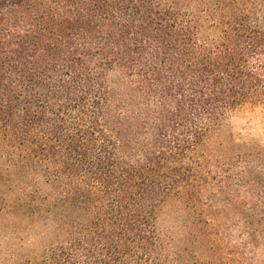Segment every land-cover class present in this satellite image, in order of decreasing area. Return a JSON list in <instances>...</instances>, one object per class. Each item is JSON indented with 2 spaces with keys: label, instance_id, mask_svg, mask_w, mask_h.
Instances as JSON below:
<instances>
[{
  "label": "trees",
  "instance_id": "1",
  "mask_svg": "<svg viewBox=\"0 0 264 264\" xmlns=\"http://www.w3.org/2000/svg\"><path fill=\"white\" fill-rule=\"evenodd\" d=\"M87 1L105 12L108 43L97 64L78 54L92 51L89 39L84 50L76 42L99 27ZM189 5L60 0L24 14L34 30L3 61L0 117L10 151L33 169L22 183L42 211L53 201L66 220L62 241L40 264H254L248 250L264 244V212L243 248L202 215L217 196L207 195L211 187L226 192L214 136L233 112L264 103V0H212L198 13ZM59 87L67 99L55 96L59 103L41 111L34 90ZM174 199L194 216L182 239L164 225Z\"/></svg>",
  "mask_w": 264,
  "mask_h": 264
},
{
  "label": "rangeland",
  "instance_id": "2",
  "mask_svg": "<svg viewBox=\"0 0 264 264\" xmlns=\"http://www.w3.org/2000/svg\"><path fill=\"white\" fill-rule=\"evenodd\" d=\"M57 1L60 0H0V70L4 59L9 64L15 52H22L25 37L34 30L31 23L36 20L27 24L24 14L34 11L39 4L46 7ZM187 1L189 10L195 13L207 8L212 2ZM86 10H93L99 27L92 38L88 31L77 37L80 49H85L86 37L92 48V51L84 50L78 54L90 56V61L97 64L101 59V43H108L104 30L106 24H103L105 18L100 17H105V12L98 11L92 2H89ZM117 18V14L106 17L111 26L116 25L112 23ZM69 46L67 43L62 45L64 52L69 50ZM72 60L81 61L77 57ZM63 78L67 79L65 76ZM129 78L130 86L136 92L142 91L140 80ZM23 83L27 89H34L28 79ZM64 91L62 87L48 94L34 90L33 95L41 111L46 113L51 105L59 103L53 97L62 95V101L67 99ZM21 107H25V104L22 103ZM78 124L79 121L73 119L71 129L78 128ZM54 126L50 125L52 128ZM3 128L0 117V264H40L49 250L62 241V230L68 229L61 228L66 220L61 212L55 210L53 201L44 202L46 207L42 211L40 202L34 198L33 189L26 188L22 183L23 176L29 175L30 181L34 179L33 169L27 167L28 164L18 154L10 151V145L2 136ZM212 151L216 160L221 161L222 166L225 165L217 175L226 181L223 186L226 192L220 193L217 188H210L207 195L217 196L205 207L202 217L210 221L219 235L226 237L232 246L243 248V244L256 235V230L260 232L256 219L264 212V103L246 105L230 114L213 138ZM38 164V159L30 157L31 167L37 169ZM192 219L194 216L184 201L174 199L165 209L164 225L179 239L188 234L187 226ZM248 251L254 264H264V244Z\"/></svg>",
  "mask_w": 264,
  "mask_h": 264
}]
</instances>
